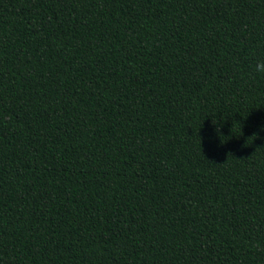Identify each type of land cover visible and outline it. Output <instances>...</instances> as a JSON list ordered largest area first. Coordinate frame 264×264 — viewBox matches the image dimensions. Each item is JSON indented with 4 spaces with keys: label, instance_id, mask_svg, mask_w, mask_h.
Masks as SVG:
<instances>
[{
    "label": "trees",
    "instance_id": "1",
    "mask_svg": "<svg viewBox=\"0 0 264 264\" xmlns=\"http://www.w3.org/2000/svg\"><path fill=\"white\" fill-rule=\"evenodd\" d=\"M261 58L264 0H0V264H264Z\"/></svg>",
    "mask_w": 264,
    "mask_h": 264
},
{
    "label": "clouds",
    "instance_id": "2",
    "mask_svg": "<svg viewBox=\"0 0 264 264\" xmlns=\"http://www.w3.org/2000/svg\"><path fill=\"white\" fill-rule=\"evenodd\" d=\"M253 70L257 74L264 75V58L258 59L255 62L254 66H253ZM217 132L220 133L219 128H217ZM220 134H222V133H220ZM254 135L256 137V133H253L252 136H254ZM252 136H249V137H252Z\"/></svg>",
    "mask_w": 264,
    "mask_h": 264
}]
</instances>
